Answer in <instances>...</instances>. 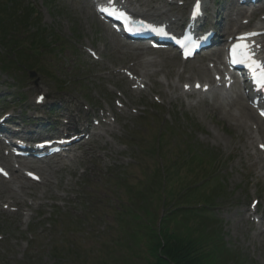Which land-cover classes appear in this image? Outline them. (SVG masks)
<instances>
[{
  "label": "rangeland",
  "instance_id": "374dc122",
  "mask_svg": "<svg viewBox=\"0 0 264 264\" xmlns=\"http://www.w3.org/2000/svg\"><path fill=\"white\" fill-rule=\"evenodd\" d=\"M29 1L38 9L44 35L54 44L40 57L26 53V63L39 66L33 67V77L28 67H11L10 73L0 69V117L14 116L25 132L46 131L57 118V126L70 120L80 129L87 125L86 114L89 122L92 116L100 120L99 108L113 107L117 120L111 132L103 129L101 137L78 146V157L64 158V166L49 163L52 170L38 172L41 182L23 178V189H12L11 183H20L16 173L11 171L9 179L0 176V264H152L149 232L155 230L159 217L167 218L165 226L176 234L217 229L222 246L244 264H264V233H258L255 217L249 216L253 200L258 201V215L264 214L260 175L264 168L259 172L251 165L253 150L244 146L233 121L213 110L211 99L204 101L209 107L204 111L200 105L188 104L197 99L192 95L181 97L179 90L169 93L167 82L176 79L177 69H183L187 79L198 59L183 62L170 51L139 53L115 46L91 0ZM172 1L185 17L192 0ZM231 6V0L208 3L213 18L217 12L223 16L224 27L232 25L228 13L235 8ZM263 13L264 9L258 10L256 16ZM87 48L98 58L89 56ZM160 56L164 57L165 66L158 65L162 70L149 66L153 76L146 89H133L126 73L135 74L141 59ZM41 90L48 95L38 107L35 96ZM116 103L122 105V113ZM188 145L200 149L203 159L209 156L215 162L193 164ZM185 183L198 187L189 199ZM219 188L221 194L202 210L213 219L180 211L167 217V208L206 201L205 195L212 198Z\"/></svg>",
  "mask_w": 264,
  "mask_h": 264
},
{
  "label": "bare ground",
  "instance_id": "6f19581e",
  "mask_svg": "<svg viewBox=\"0 0 264 264\" xmlns=\"http://www.w3.org/2000/svg\"><path fill=\"white\" fill-rule=\"evenodd\" d=\"M99 2L104 1V0H98ZM130 4L133 2H137L138 6L145 7L146 9H133L135 11L136 15L139 16H147L151 20L157 19L158 17L162 19L160 22L161 23H166L170 26L172 29H176L179 25V23L182 20V17L178 13L176 6L174 3L170 0H164L156 3V5L151 4V2L155 0H128ZM204 4H206V0H203ZM232 3H236L237 0H231ZM119 3L120 6L124 7L125 6V1L123 0H114V4ZM234 5V4H233ZM137 7V6H136ZM232 8H235V6H231ZM182 11V8L180 9ZM179 10V11H180ZM246 14L245 10H239V11H234V9H229L228 15L233 16L234 18H231V21L233 22H239V17L243 16ZM222 21V19H221ZM228 21V20H227ZM230 28V27H228ZM256 30V31H261L262 32L256 36L257 38L255 39V44L253 45L254 50L258 53L259 57H261L264 60V16L260 17L257 22L254 24L253 28L251 29ZM113 44L115 46L120 45L123 48L126 49H134L130 48L128 45L125 43H122L117 35L114 32H109ZM134 50H139V48H135ZM161 58V59H159ZM163 61V63H159L160 61ZM212 62H214V68L217 70L215 74H219V72H223V65H219L218 63L222 64V51L221 49L218 52H215L213 54L212 58H210ZM147 62V63H146ZM139 69H135V74H137L138 81L135 82L137 84L140 83H146L147 78L151 75V72L148 71L149 66H155L157 65L154 69L156 71L162 70V67L158 65L165 66L164 64V57H156L155 59L153 57H148L144 61L139 62ZM190 69L193 71L192 74L189 75V77L192 76H197L196 78H199L202 80L205 84L201 85L200 88L198 89H186L184 92L187 94H211V100H212V106L213 110H217L221 113L222 117H225L224 119L233 121V125L236 126L238 129V132L242 134L244 137V146L247 148L255 149L253 151V158L252 164L251 165H256L260 170L264 168V151L258 150L257 146L259 143L264 144V121H262L255 113V110L251 108L250 105L242 98V94L239 92L238 87L235 85H232L231 83H227L226 80L229 79L228 76L224 77L222 79V82L216 83L214 80V74L212 73L213 70L209 67H207L203 61H197V64L194 65L193 67L191 66ZM181 71H177L178 76H181ZM195 80V82H199L198 80ZM131 83H134V81H130ZM208 83V84H206ZM168 86L172 88V92L178 89L179 84L178 81L176 80H170L168 82ZM204 92V93H203ZM171 93V91L169 92ZM197 97V95H195ZM199 97L196 102H189V105H194V106H199L203 107L204 111H207L209 109L208 106L203 105L205 99H209L208 96H203ZM204 97V98H203ZM249 98L255 99L256 97L260 98L257 93L254 91H249ZM74 119V116L72 117ZM110 120V119H109ZM103 126L101 128H104L105 131L111 132L112 128V123L108 120H104L102 123ZM95 132L94 134L97 136H100L102 133L100 131H93ZM8 166L10 168H13L14 171H16V176L20 177L21 174L23 173V170L21 169L20 166H17L10 162V159L8 158L6 160ZM50 163H55V160ZM22 167H32L30 163H22ZM41 170V172H45L48 170H52V166L47 163V165H44V167H36ZM260 175L264 179V173H260ZM22 177V176H21ZM10 182V181H9ZM15 184L14 188H20L23 189L25 183L23 179L20 180V184L17 185L16 183H11ZM13 187V185L11 186ZM263 221V219H261ZM259 229L262 227H259V224L257 226ZM263 230V229H262ZM261 230V231H262Z\"/></svg>",
  "mask_w": 264,
  "mask_h": 264
},
{
  "label": "trees",
  "instance_id": "16d2710c",
  "mask_svg": "<svg viewBox=\"0 0 264 264\" xmlns=\"http://www.w3.org/2000/svg\"><path fill=\"white\" fill-rule=\"evenodd\" d=\"M46 2L50 3L48 0ZM38 16L36 7L29 0H0V66L3 70L7 71L12 64L30 69L39 67L37 63L25 62L28 52L24 45L28 44L34 49L37 56L51 45ZM190 196L191 192H187L186 197L189 199ZM162 206L167 207L165 198L162 199ZM189 206V209L167 208V217L171 219L179 211L184 215L191 212L195 216H202L199 209H194L192 204ZM166 221L167 218H161L158 228L149 232L151 238L148 250L154 259L152 264H231L232 253L219 244L221 238L217 229L212 228L207 233L197 230L191 236L176 234L165 226ZM219 251L223 254L220 255ZM232 264L244 262L241 263L239 258Z\"/></svg>",
  "mask_w": 264,
  "mask_h": 264
},
{
  "label": "snow or ice",
  "instance_id": "6c2138e0",
  "mask_svg": "<svg viewBox=\"0 0 264 264\" xmlns=\"http://www.w3.org/2000/svg\"><path fill=\"white\" fill-rule=\"evenodd\" d=\"M109 3H111V0H109ZM101 11H108L107 8H102ZM199 13V0H197V5L194 7L193 10V16L197 15ZM115 14V9H113L112 13ZM121 16H123V13H120ZM255 35L254 33L246 34V36ZM246 37H242L241 39H245ZM248 45L243 43H237L233 45L232 49L230 50L231 56H232V62H248L250 67L253 68H261L264 67L260 65L258 62H256L254 59H252L251 54L248 52ZM237 57H240L239 61L237 60ZM258 83L261 87H264V72H261L260 76L258 77ZM199 87V85H197ZM42 99V98H41ZM264 115V113H262Z\"/></svg>",
  "mask_w": 264,
  "mask_h": 264
},
{
  "label": "water",
  "instance_id": "95a60500",
  "mask_svg": "<svg viewBox=\"0 0 264 264\" xmlns=\"http://www.w3.org/2000/svg\"><path fill=\"white\" fill-rule=\"evenodd\" d=\"M30 75H31V76H34V75H35V72H34V71H31V72H30Z\"/></svg>",
  "mask_w": 264,
  "mask_h": 264
}]
</instances>
